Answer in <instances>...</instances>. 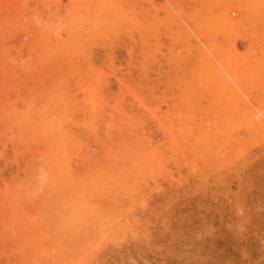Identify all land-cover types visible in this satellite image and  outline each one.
Segmentation results:
<instances>
[{
	"label": "rangeland",
	"instance_id": "1",
	"mask_svg": "<svg viewBox=\"0 0 264 264\" xmlns=\"http://www.w3.org/2000/svg\"><path fill=\"white\" fill-rule=\"evenodd\" d=\"M0 264H264V0H0Z\"/></svg>",
	"mask_w": 264,
	"mask_h": 264
},
{
	"label": "bare ground",
	"instance_id": "2",
	"mask_svg": "<svg viewBox=\"0 0 264 264\" xmlns=\"http://www.w3.org/2000/svg\"><path fill=\"white\" fill-rule=\"evenodd\" d=\"M135 160V159H134ZM136 161H137V159H136ZM135 161V162H136ZM137 163V162H136ZM136 163H135V165H136ZM116 177V176H115ZM113 179H114V177H113ZM71 183H72V180H71ZM84 183V182H83ZM95 183V182H94ZM116 183H119V181L118 182H116ZM116 183H114V184H116ZM92 184V183H91ZM94 185H96V184H94ZM112 186H113V184H112ZM136 188V187H135ZM112 189H113V187H112ZM76 190V189H75ZM86 190V189H85ZM84 190V191H85ZM79 191H81V190H79ZM120 191V190H119ZM112 192H113V190H112ZM116 192V191H115ZM85 193V192H84ZM121 193V192H120ZM87 195V194H86ZM116 195V194H115ZM61 198V197H60ZM114 201H116V200H114ZM65 202V201H64ZM105 222V221H104Z\"/></svg>",
	"mask_w": 264,
	"mask_h": 264
}]
</instances>
